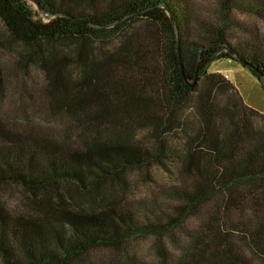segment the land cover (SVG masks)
<instances>
[{"label": "trees", "instance_id": "16d2710c", "mask_svg": "<svg viewBox=\"0 0 264 264\" xmlns=\"http://www.w3.org/2000/svg\"><path fill=\"white\" fill-rule=\"evenodd\" d=\"M217 2L212 23L192 0H0L6 32L27 48L13 102L28 103L16 128L0 119V264H146L135 248L148 237L159 264L264 263V127L252 120L257 112L234 106L219 129L213 89L221 84L208 72L233 61L263 88L264 36L232 44L227 30L235 11L264 17V0ZM139 22L143 36H108ZM110 38V50L95 55L93 41ZM56 42L73 48L59 51ZM195 78L210 80L203 125L180 153L171 141L186 132ZM4 82L0 68V91ZM139 123L151 126L154 151L131 142ZM174 153L189 176L161 195L174 204L130 201L127 171L164 167ZM178 233L188 238L175 257L165 239Z\"/></svg>", "mask_w": 264, "mask_h": 264}, {"label": "rangeland", "instance_id": "374dc122", "mask_svg": "<svg viewBox=\"0 0 264 264\" xmlns=\"http://www.w3.org/2000/svg\"><path fill=\"white\" fill-rule=\"evenodd\" d=\"M193 10L199 13L200 16L208 18L212 23L218 22L215 20L219 17V4L217 0H192ZM32 11L40 18L43 22H47L48 19L44 13L38 8V6L29 2ZM234 23L228 28L227 36L229 37L232 44H244L250 36H264V17L246 15L239 11H235ZM220 24V23H219ZM218 24V25H219ZM142 22L126 26L122 33L115 32L108 36H143L144 29ZM139 29V34H136ZM196 30H193V34ZM127 34V35H126ZM199 34V32H198ZM195 36H197L195 34ZM113 39L103 41H93L92 51L95 55H100L101 52L110 50ZM4 42V45L0 47V68L2 74L5 76V87L3 91H0V119L5 123L7 127L16 128L18 123L15 119L25 115L28 108V103L25 98L15 97L19 100L14 103V90H18L21 84V77L15 78L14 70L17 66L18 60L21 59L22 54L27 51V48L22 44L13 41L9 34L6 32L3 24L0 21V44ZM46 46L47 44H44ZM55 47L59 51L70 52L73 46L64 45L62 42H56ZM31 64V63H29ZM37 66L33 63L29 67V73H34L37 70ZM74 72H81V68H74ZM210 75H215L216 79L219 80L217 88L213 89V96L215 97V106L223 111V115L216 120L217 126L221 129L227 122V115L230 111H234L233 107L237 106L238 113L249 114L248 109L257 112L252 116V120L255 124L260 127H264V89L261 83L257 81L251 73L242 67L239 63L227 60H218L213 62L208 69ZM29 80V78H25ZM210 80L199 79L197 80L198 87L197 92L193 94L190 101L186 104L182 111L183 117L187 121L186 132L180 131L173 136L174 140L171 141V146L175 151L183 152L184 148L187 147L186 143L190 137L196 136V130L203 125V114L201 111V99L208 90V84ZM14 83V84H13ZM20 96L19 94H17ZM201 98V99H200ZM30 98L28 97L27 100ZM38 101V100H37ZM248 108V109H247ZM19 109V112L17 111ZM32 110V107L30 108ZM31 112V111H29ZM156 113H160L156 110ZM32 114V113H31ZM32 118H36L40 121L45 118V114L41 113L37 116L30 115ZM109 136L115 138L121 137V132L114 135L108 132ZM116 135V136H115ZM132 143H137L142 146L143 149H149L154 151L155 141L152 140V130L149 124L139 123L135 126L134 130L129 133ZM129 137V138H130ZM181 159L174 153L172 158L165 163V166H159L156 163H152L149 166H143L133 168L131 171H127V190L126 194L128 199L133 200L135 203L138 202H149L153 199H159V201L168 204L170 208L173 201L171 198L164 199L161 195H165L167 189L174 186L182 187L184 182L188 181L189 176L183 168V164H180ZM14 201V200H13ZM14 206V203L12 202ZM195 222H191L185 228L186 231L195 230ZM187 235L185 233H178L175 237V241H168L165 239L166 247L171 249V255L175 257L180 255L181 250L185 247L187 241ZM154 238L148 237L142 240L135 248L138 251V255L145 260L146 264H159V257H157L154 249ZM256 264H264L262 261L257 260Z\"/></svg>", "mask_w": 264, "mask_h": 264}, {"label": "water", "instance_id": "95a60500", "mask_svg": "<svg viewBox=\"0 0 264 264\" xmlns=\"http://www.w3.org/2000/svg\"><path fill=\"white\" fill-rule=\"evenodd\" d=\"M35 4L38 6L37 3H35ZM38 8H39V6H38ZM39 9H40V8H39ZM40 10H41V9H40ZM41 12H42V10H41ZM42 13H43V12H42ZM178 48H179V46H178ZM179 56H180V53H179ZM243 64H244V66H247V63H246V62H243ZM181 70H182V75H184L183 65H182V64H181ZM196 83H197V78H195L194 83L191 84V87L195 86ZM263 88H264V85H263Z\"/></svg>", "mask_w": 264, "mask_h": 264}]
</instances>
